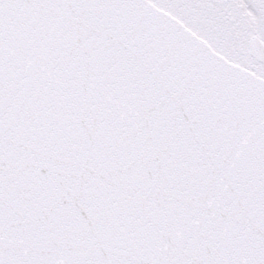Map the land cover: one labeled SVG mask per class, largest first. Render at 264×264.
Segmentation results:
<instances>
[{
    "label": "snow or ice",
    "instance_id": "obj_1",
    "mask_svg": "<svg viewBox=\"0 0 264 264\" xmlns=\"http://www.w3.org/2000/svg\"><path fill=\"white\" fill-rule=\"evenodd\" d=\"M0 264H264V0H0Z\"/></svg>",
    "mask_w": 264,
    "mask_h": 264
}]
</instances>
